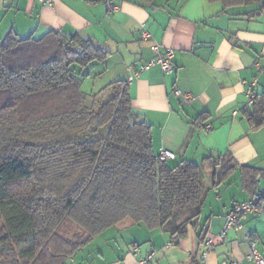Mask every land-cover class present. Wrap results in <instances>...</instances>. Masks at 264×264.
Returning a JSON list of instances; mask_svg holds the SVG:
<instances>
[{
	"label": "trees",
	"instance_id": "trees-1",
	"mask_svg": "<svg viewBox=\"0 0 264 264\" xmlns=\"http://www.w3.org/2000/svg\"><path fill=\"white\" fill-rule=\"evenodd\" d=\"M209 1L264 10V0ZM108 58L79 34L10 32L0 42V264H67L126 218L181 238L198 225L206 175L220 185L239 169L230 153L160 162L128 79L83 91ZM244 115L264 127V93ZM243 170L256 196L259 172Z\"/></svg>",
	"mask_w": 264,
	"mask_h": 264
},
{
	"label": "crops",
	"instance_id": "crops-1",
	"mask_svg": "<svg viewBox=\"0 0 264 264\" xmlns=\"http://www.w3.org/2000/svg\"><path fill=\"white\" fill-rule=\"evenodd\" d=\"M114 4L118 10L109 12L88 0H0V41L10 32L21 38L50 31L79 34L109 52L105 63L93 66L98 74L87 79L101 76L107 83L127 81L128 67L137 69L155 57L152 45L173 49L172 72L154 67L129 83L134 110L152 126L156 154L170 150L176 157L169 164H178L230 153L239 169L220 185L210 180L198 225L188 227L185 236L172 237L126 218L67 264H138L148 256H153L150 264H200L208 238L214 244L207 264H256L248 257L253 242L264 256V201L241 220V228L228 231L223 240L219 234L231 206L254 197L243 167L259 172L256 193L264 192V127L252 130L244 115L253 108L244 109L248 84L257 81L255 93H264V10L253 16L258 6L225 9L209 0ZM145 29L152 34L146 41ZM176 90L194 98L185 103Z\"/></svg>",
	"mask_w": 264,
	"mask_h": 264
},
{
	"label": "built area",
	"instance_id": "built-area-1",
	"mask_svg": "<svg viewBox=\"0 0 264 264\" xmlns=\"http://www.w3.org/2000/svg\"><path fill=\"white\" fill-rule=\"evenodd\" d=\"M5 2H11L12 0H4ZM41 2L50 3V0H40ZM92 3H102L104 4L110 12H114L118 10V7L114 4V0H88ZM152 38V34L149 30L145 29L142 34V39L144 41ZM151 50L155 53V57L142 64L137 69L133 67H128V82H132L135 79L139 78L144 72L151 70L154 67H160L163 72L170 73L174 69V56L175 52L171 48H164L158 44H154L151 46ZM257 81H254L248 84L247 87V101L244 106V109L247 110L252 107L255 103V99L257 94L255 93V86ZM175 95L182 99L185 103L190 102L194 97L189 92H184L181 90H176ZM207 128H210L209 126ZM176 155L174 152L162 149L158 155V160L160 162H168L170 160L175 159ZM264 201V192L259 193L256 196L252 197L248 201L237 202L232 205L230 210L226 215L225 225L219 234V239L223 240L228 231L232 229L241 228L242 225L240 223L241 219L249 214H254L258 211L260 204ZM214 244V240L212 238H208L204 244V251L201 255V263L207 264V259L212 251V247ZM251 260H254L256 264H264V256L256 249V243H252V254L248 257ZM153 259V256H148L142 259L138 264H150ZM229 264H239L238 261H231Z\"/></svg>",
	"mask_w": 264,
	"mask_h": 264
},
{
	"label": "rangeland",
	"instance_id": "rangeland-1",
	"mask_svg": "<svg viewBox=\"0 0 264 264\" xmlns=\"http://www.w3.org/2000/svg\"><path fill=\"white\" fill-rule=\"evenodd\" d=\"M94 69L95 68L92 69L91 74L95 77V74H98V73L97 72L95 73L93 71ZM104 79H105V77L101 78V76H100L97 81L96 80L95 81L94 80H86L84 82V84H83V91L89 93V92H93V90H95V91L100 90L102 87H104L105 85L109 84ZM206 176L207 177H205L206 178L205 179V184L207 186L209 184L210 180L213 179V176L210 173H208V175H206ZM70 224L73 226L74 229L78 230V228H77V226L75 224H73V223H70Z\"/></svg>",
	"mask_w": 264,
	"mask_h": 264
}]
</instances>
